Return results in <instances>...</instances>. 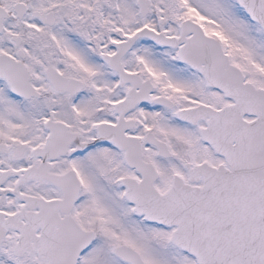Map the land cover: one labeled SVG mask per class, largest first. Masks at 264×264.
<instances>
[{
  "label": "snow or ice",
  "instance_id": "obj_1",
  "mask_svg": "<svg viewBox=\"0 0 264 264\" xmlns=\"http://www.w3.org/2000/svg\"><path fill=\"white\" fill-rule=\"evenodd\" d=\"M0 264H264V0H0Z\"/></svg>",
  "mask_w": 264,
  "mask_h": 264
}]
</instances>
